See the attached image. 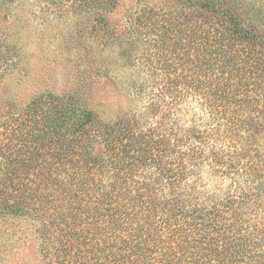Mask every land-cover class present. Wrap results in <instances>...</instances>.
Instances as JSON below:
<instances>
[{"label": "trees", "instance_id": "obj_1", "mask_svg": "<svg viewBox=\"0 0 264 264\" xmlns=\"http://www.w3.org/2000/svg\"><path fill=\"white\" fill-rule=\"evenodd\" d=\"M183 5L143 7L133 33L162 93L199 100L233 154L207 151L198 128L185 141L141 126L142 114L108 123L75 96L36 98L5 123L0 211L41 221L49 264H264V32L231 0ZM148 106L143 114L159 109L153 98ZM190 139L197 156L181 148ZM202 164L233 179L232 190L195 198Z\"/></svg>", "mask_w": 264, "mask_h": 264}, {"label": "rangeland", "instance_id": "obj_2", "mask_svg": "<svg viewBox=\"0 0 264 264\" xmlns=\"http://www.w3.org/2000/svg\"><path fill=\"white\" fill-rule=\"evenodd\" d=\"M183 1L117 0L110 9L93 0H0V143L7 141L6 133L11 134L5 123L17 124L15 119L32 101L52 94L75 96L82 108L108 123L126 114H142L141 126L158 134H178L185 141L189 130L198 128L210 139L207 151L215 145L233 154L229 143L218 141V125L199 100L186 92L177 98L162 93L163 75L145 64L147 45L133 33L135 16L143 7L178 12ZM231 3L264 32V0ZM152 98L158 111L143 114ZM181 146L189 153L194 148L195 156L201 150L192 139ZM259 146H264L263 140ZM4 162L0 156V173ZM195 169L191 180L197 187L195 198L232 190L233 179L218 173L214 177L206 164ZM145 172L147 177L151 174L150 169ZM145 175L135 174L130 184ZM41 226L35 217L0 211V264H49L42 251Z\"/></svg>", "mask_w": 264, "mask_h": 264}]
</instances>
